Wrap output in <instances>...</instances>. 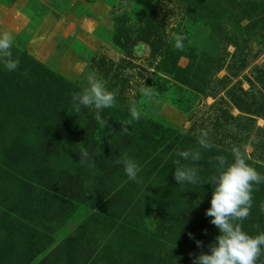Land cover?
<instances>
[{
    "label": "rangeland",
    "instance_id": "1",
    "mask_svg": "<svg viewBox=\"0 0 264 264\" xmlns=\"http://www.w3.org/2000/svg\"><path fill=\"white\" fill-rule=\"evenodd\" d=\"M4 32L20 64L0 63V264H200L220 234L211 177L234 148L264 175V0H0ZM90 72L117 93L104 126L73 112ZM125 155L142 182L114 163ZM252 195L255 236L264 183Z\"/></svg>",
    "mask_w": 264,
    "mask_h": 264
},
{
    "label": "clouds",
    "instance_id": "2",
    "mask_svg": "<svg viewBox=\"0 0 264 264\" xmlns=\"http://www.w3.org/2000/svg\"><path fill=\"white\" fill-rule=\"evenodd\" d=\"M11 34L4 32L0 34V49L5 50L4 59L0 57V63H3L5 70L9 72L16 71L19 68L20 61L13 57L10 49L9 36ZM186 37L182 34H172L170 40L174 41V48L182 51L184 48L183 41ZM90 87L83 92H72L71 101L73 112L80 113L81 106L95 110V119L102 125H106L107 121L99 115L101 110L111 108L116 104L117 93L111 91L107 87V82L103 78H99L95 72H90L88 77ZM141 93L148 97L154 95L150 87L142 88ZM79 101L78 104L75 102ZM130 115L133 120L139 121L146 113L138 111L135 106L130 108ZM129 123L121 121V124ZM122 129L127 131L126 128ZM200 143L204 147H211L210 144L201 140ZM234 162L222 167L218 170V175L211 177L214 181V190L210 199V207L205 210V215L210 216L211 223L219 229V235L216 242L210 244V254L201 253L196 259L200 264H256L262 253L261 245H264V233L252 236L242 230V222L251 215L253 202L254 185L264 183V175H261L254 167L246 163L245 157L240 153L239 148H234ZM80 158L82 162L91 161V165L95 166L92 156H90L86 148L80 149ZM185 159L188 152L178 153ZM199 153L195 154L193 159H199ZM219 164L224 166L227 161L225 157H218ZM117 165H122L125 175L130 181L142 182L139 179L141 171L140 165L134 158L127 155L114 161ZM178 163V162H176ZM174 178L180 182L196 183L195 173L193 171H185L177 168ZM264 208V206H262ZM192 238V234L188 233ZM199 247L200 241H196Z\"/></svg>",
    "mask_w": 264,
    "mask_h": 264
}]
</instances>
